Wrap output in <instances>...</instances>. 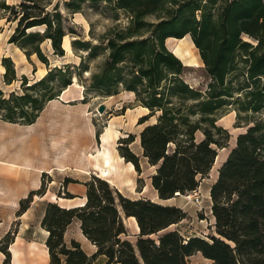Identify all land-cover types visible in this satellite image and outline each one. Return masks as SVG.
Listing matches in <instances>:
<instances>
[{"label":"trees","instance_id":"16d2710c","mask_svg":"<svg viewBox=\"0 0 264 264\" xmlns=\"http://www.w3.org/2000/svg\"><path fill=\"white\" fill-rule=\"evenodd\" d=\"M98 1L124 11L129 21L126 26L114 27L105 45L79 38L71 41L72 48L86 52L88 59L107 50L102 67L90 75L89 89L111 95L121 86L148 109L138 124L155 117L141 129L139 143L142 155L155 167L150 179L160 199L196 190L213 166L218 148L229 137L216 123L218 111L231 104L239 112L264 115V0H64L63 5L69 12H80L86 2ZM51 4L52 0H21L18 4L0 0V10L8 21L15 22L8 43L17 46L28 60L34 54L47 67L46 73L32 82L22 75L20 92L5 93L0 88L3 121L32 124L48 101L58 98L74 78L82 81L88 70L86 66L73 70L69 63L49 66L42 43H49L52 55L63 57L67 34L59 3L49 8ZM148 16L154 19L147 20ZM185 35L190 36L210 78L204 91L184 79L186 65L165 44L168 37ZM80 57L82 63L84 56ZM1 64L4 83L17 80L11 57H2ZM122 139L126 146H119V154L140 172L139 157L127 145L134 135ZM85 185L82 206L44 203L41 226L48 233V264H93L100 255L105 257L104 264H190L188 257L196 252L209 260L208 264H264L262 119L253 120L237 136L210 186L216 234L209 239H184L177 230H167L186 217L180 207L125 197L95 175ZM45 191L43 182L30 190L20 199L16 216ZM65 197L74 195L65 192ZM117 205L125 216L136 219L139 234L135 246L121 237L125 228ZM74 219L96 246L93 254L87 255L75 240L66 246L64 232ZM15 232L8 231L1 240L4 264L10 263L8 246ZM151 234H158L157 239Z\"/></svg>","mask_w":264,"mask_h":264},{"label":"rangeland","instance_id":"374dc122","mask_svg":"<svg viewBox=\"0 0 264 264\" xmlns=\"http://www.w3.org/2000/svg\"><path fill=\"white\" fill-rule=\"evenodd\" d=\"M20 1L21 0H5L7 4H18ZM56 2L59 3V9L62 12L64 19L63 25L67 32L63 38V41L64 39L67 40V44L69 43L70 46H65L66 50L63 57H57L51 54L48 42L42 43V49L48 54L49 57V66H62L65 63H69L72 65L73 70L82 66H86L88 68L87 71L83 72L82 81H77L78 85H80H77L76 88L78 92L81 90L80 88L82 86V100L75 103L83 104L85 116L87 120H89L90 127H93L95 133L98 132L100 134L106 133V130L108 131V142L113 146L117 145V149L119 146H126V143L122 138H126L129 134H133L134 140L127 145L134 152L140 144L139 133L141 129L146 123L154 121L155 117L149 118L144 124H137V120H139L142 115L146 114L148 110L143 109V107L139 105V103L135 100V95L133 92L123 90L121 89V86L118 87L120 89L118 93L111 95H107L100 91L90 90L88 87L90 75L93 72H97L102 67L107 57V50H101L100 54L96 58L88 59L85 57L86 52L81 53L77 50H74L71 46V41L74 38L89 40L92 44L100 43L105 45L106 37L111 32V30L114 27L126 26L129 21V17L124 11L115 9L104 1L86 2L80 12H69L63 5L64 0H52V4L49 8H51ZM146 19L153 20L154 18L152 16H148ZM14 27L15 22L8 21L5 16V12L0 10V88L5 93L21 91L22 75H26L28 81L32 82L33 80L42 77L47 71L45 64L41 63L34 54L30 57V60H28L24 53L17 46L8 43V38L13 32ZM243 37L244 39L254 43L253 39L245 35ZM187 39H184L185 42L183 40L184 45L186 44V49L184 51L185 54L179 55L182 62L186 65L183 77L191 86L204 91L207 88L210 78L204 71L203 62L198 55L197 49L193 47L194 45L192 46L189 41L186 42ZM81 54L84 56L82 63L80 57ZM4 56L11 57L15 65L17 80L10 84H5L2 77L4 67L1 64V59ZM76 80V78L73 79L75 82ZM72 90L74 89L72 88L71 91ZM100 104L104 106V110L102 112L98 111ZM49 114V111H45L44 113L40 114L30 127L23 126L22 124L18 123L7 122L8 124H5L0 122V160L4 161L0 162V187L6 185L9 182L14 183L15 185V187L11 186L9 188V192L5 193L4 197H16L22 190V186L26 185L27 183L25 180L26 176L29 177L32 174V168L25 167L24 165L32 166L37 162V158L34 157V154L36 153L34 148V138L39 133L48 134L52 131L51 128H45L42 123V120H47ZM238 114H240L239 117ZM258 119L264 120V115H261L260 113L254 114L251 111L239 112L236 106L231 104L218 111L216 123L228 132L229 137L223 144L224 146L218 148V153L213 166L211 167L208 174L203 178L204 181L201 180L203 181L201 185V192H199L197 188L195 193L193 191L187 194L176 193V195L173 196L176 198L169 201L173 203H183L189 211V215L184 211L186 213V217L181 221L168 226L167 230H177L184 239L194 235L209 239L210 235L216 234L214 227V216L211 213V205L210 207L208 206L209 202L207 201V196L204 194V189L207 185L213 183V181H215L217 178L218 170L225 161L230 150L235 146L237 136L244 132L247 126L251 124L253 120ZM139 159L144 158H142L140 155ZM8 162H12L17 165L10 167ZM6 168L9 169L8 173H5ZM154 170L155 167H151L146 163L143 169V179L150 178ZM13 176H16L17 178L12 180ZM41 180L45 186V189L47 190V174L43 173L41 175ZM138 184L141 186L140 182H138ZM60 192H62V189L59 190V193ZM0 194H2L1 189ZM197 197L198 201L196 200ZM35 198L36 196L33 197V199ZM142 198L149 199L147 197ZM149 200L163 205L171 204L161 201L164 199L158 200L155 198L153 200ZM1 202L0 219L5 221L8 216L12 214V208L10 207L11 203ZM117 208L125 228V234H123L121 237L129 240L131 243L133 242L132 244L135 246L139 230L135 235V238H132V234H130L132 241L124 236L127 234V226L124 223L123 217L127 218L133 216H125L120 205H117ZM134 220L136 221L135 218ZM14 229L15 223L12 225L11 231ZM158 234H151L150 237L157 239ZM10 236L6 238V241ZM72 240L74 239H69L66 241L64 239L66 246L70 247ZM135 249L137 252V248ZM188 261L190 264L210 263L209 260L206 258L204 259L200 252H196L189 256ZM61 264H64V262L62 261ZM93 264L100 263L95 260Z\"/></svg>","mask_w":264,"mask_h":264},{"label":"crops","instance_id":"0c3cea01","mask_svg":"<svg viewBox=\"0 0 264 264\" xmlns=\"http://www.w3.org/2000/svg\"><path fill=\"white\" fill-rule=\"evenodd\" d=\"M184 39H187L186 42L189 41L191 44L192 40L189 35H185L180 39L168 37L165 40V44L169 50L179 57V55L184 54L186 49V44L184 45L183 43ZM169 40H171L170 43ZM67 42L68 41L64 39L63 47L65 50V46H70ZM176 43L178 44V49L174 51L177 45ZM76 82L73 81L71 85L65 88L58 98L48 101L44 109L40 112V114L45 111L50 112L47 120H42V123L45 128H51L52 131L48 134L39 133L34 138V148L36 152L34 157L37 158V162L32 166L24 165L25 167L32 168V174L29 177L26 176V185L22 186V190L14 198L4 197V194L9 192L11 186L15 187L14 183L9 182L0 187L2 190L0 202L11 203L10 207L12 208V214L9 215L5 221L0 219V244L4 235L11 230L14 223L16 230L14 238L8 246V250L11 254L9 264H48L49 255L45 245L48 233L41 226V220L44 214V203L57 202L62 207L67 208L82 206L86 201L85 182L88 181L92 175L105 179L112 188L116 189L125 197L135 199L147 197L152 200L155 198L160 200L157 192L151 185L150 178L143 179L144 165L146 163L147 165L149 164L142 155L140 144L134 153L138 157L141 155L144 159H139L140 172H137L133 164L125 161L119 154L117 145L113 146L108 142L109 135L107 130L105 131L106 133H100L96 136L93 127H90L89 120H87L85 116L83 104L75 103L82 100V86L80 88L81 90L78 92L76 89L78 82L77 84ZM72 88L74 90L71 91ZM143 109L146 108L143 107ZM0 122L8 124L1 120ZM23 126L30 127L31 124ZM1 161L2 160H0V162ZM8 163L10 167L17 165L12 162ZM5 170V173L9 172L8 168ZM43 173L47 174V190L44 194L36 196L30 206L21 215L16 216L15 211L18 208L20 199L26 197L30 190H36L41 186V175ZM16 178V176H13L12 180ZM65 178H69L73 181L65 182ZM203 181L200 182L198 187L199 192H201ZM138 182H140L141 186H139ZM211 184L207 185L204 189L209 207L211 205L209 195ZM60 189H62V192L59 193ZM65 192H69L74 195V197H65ZM175 198L176 197H172L161 201L180 207L189 215V211L183 203L169 202ZM123 220L127 226V234L124 236L131 240L130 234H132V238H135L139 230L136 221L133 217H123ZM64 239L65 241L69 239L78 241L87 255H91L96 251V246L83 235L80 229V222L76 219L66 227ZM4 257L3 252L0 250V264H4ZM96 261L100 264H104L105 257L100 255L96 258Z\"/></svg>","mask_w":264,"mask_h":264},{"label":"bare ground","instance_id":"6f19581e","mask_svg":"<svg viewBox=\"0 0 264 264\" xmlns=\"http://www.w3.org/2000/svg\"><path fill=\"white\" fill-rule=\"evenodd\" d=\"M171 39H173V38H171ZM170 41H171V40H169V43H170ZM178 41H179V40H178ZM171 43H172V42H171ZM177 43H178V42H177ZM177 43H176V44H177ZM179 44H180V43H179ZM191 44L193 45L192 42H191ZM171 47H172V46H171ZM177 49H178V44H177L176 47L174 48V51L177 50ZM177 52H178V51H177ZM184 54H185V53H184ZM186 197H188V196H186ZM189 197H190V196H189Z\"/></svg>","mask_w":264,"mask_h":264},{"label":"water","instance_id":"95a60500","mask_svg":"<svg viewBox=\"0 0 264 264\" xmlns=\"http://www.w3.org/2000/svg\"><path fill=\"white\" fill-rule=\"evenodd\" d=\"M103 110H104V106L102 104H100L99 107H98V111L102 112Z\"/></svg>","mask_w":264,"mask_h":264},{"label":"built area","instance_id":"2783aa9c","mask_svg":"<svg viewBox=\"0 0 264 264\" xmlns=\"http://www.w3.org/2000/svg\"><path fill=\"white\" fill-rule=\"evenodd\" d=\"M193 192L195 193V190ZM196 200L198 201V197L196 198Z\"/></svg>","mask_w":264,"mask_h":264}]
</instances>
